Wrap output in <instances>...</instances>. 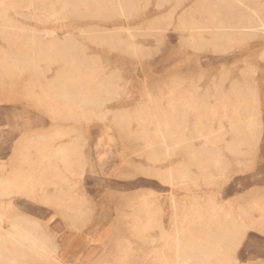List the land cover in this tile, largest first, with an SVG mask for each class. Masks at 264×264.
I'll return each mask as SVG.
<instances>
[{
    "label": "rangeland",
    "instance_id": "374dc122",
    "mask_svg": "<svg viewBox=\"0 0 264 264\" xmlns=\"http://www.w3.org/2000/svg\"><path fill=\"white\" fill-rule=\"evenodd\" d=\"M252 10L264 22V0H0V235L15 222L51 253L5 238L0 264H160L161 233L193 226L209 198L224 224L249 213L216 264H264V27ZM177 104L205 116L186 107L184 145L173 123L166 145L159 126ZM200 119L213 139L196 134ZM249 123L256 137L239 144ZM189 148L210 161H186ZM184 161L190 176L172 185L165 174ZM147 203L149 230L136 224Z\"/></svg>",
    "mask_w": 264,
    "mask_h": 264
},
{
    "label": "bare ground",
    "instance_id": "6f19581e",
    "mask_svg": "<svg viewBox=\"0 0 264 264\" xmlns=\"http://www.w3.org/2000/svg\"><path fill=\"white\" fill-rule=\"evenodd\" d=\"M252 12L258 18V21L260 22L261 26L264 27V22L260 21L261 17H260L259 12L257 10H252ZM208 28L212 29V30H216L217 32H223L226 30L236 29V27L225 26V25H217V26L215 25V26H211ZM204 30L206 31V29H204ZM51 45L54 46L55 42H52ZM186 107H188V108H192V107L194 108L195 107V110L197 108V106H194V105H186ZM186 107L180 106L179 104L171 105V109H170L169 114L164 116L165 118L161 120L162 124L159 126L158 133H159L160 137L163 139V142L167 143L163 131L165 130L168 132L169 123H173L174 125H176V127L179 130V131H177L176 136L174 137L175 144L176 145L183 144L186 141L185 140L186 134L184 132H181V130H182L181 127L184 126L185 123L183 121H181L180 119H178V116H177L178 114L185 116L186 112H187V111H185ZM197 110H198V108H197ZM243 110L247 111L248 109L246 108ZM198 111L200 112V110H198ZM214 114L215 113H212L210 116L213 117ZM204 116L205 115H202L200 112L199 117L201 118ZM195 128H196V132H197L196 134L204 136L207 140H211L214 138V135H213L214 133L212 131L211 126L210 125L203 126V120L202 119H200V121L196 124ZM238 131L240 132L239 133L240 138L236 139V142H238L239 144L250 143L251 140L256 137V133L254 131V127L252 126V123L248 124L247 130H245V131L244 130H241V131L238 130ZM66 153H68V152H66ZM187 154H188L189 159H191V160L197 159L198 160V158H197L198 154L196 153V151L194 149L189 148L187 150ZM171 175H172V172H171ZM30 186H31V188H34L35 184L31 182ZM151 206H152V204L150 205L149 203H147V205H146L144 211L141 213V216L139 217V219H136V224H138V223H139V225L142 224L146 230L152 229L153 227L158 225L157 212H154V210H152ZM175 208H176V206H175ZM2 221H3V217L0 216V224ZM179 235H180V232L177 229L175 230L174 236L164 233V236H165L164 237V248L161 249L157 253L159 260H160V264H202L203 260H205V258L208 257V253H207L209 251L208 247H201V248L197 247L196 248L195 246H189L186 250L181 243ZM191 236L194 237V234H191ZM0 237H3L0 239V256H2V251L4 250V246L6 244H8V242H5V238H13L14 240L21 241L23 245H25V246L28 245V247H30L29 249L31 250V252L33 254H35L36 256L41 257L43 259L44 258L47 259L49 257V255H51V253L47 249L43 248L42 245H40L38 242L35 241V237L32 236L30 232L25 231L22 228V226H20L19 224L15 223V222H13L11 224L10 229L6 233L1 234ZM218 237H219L218 238L219 239L218 244L220 247V252L218 253L219 256L225 257V256L231 255L232 254V252H231L232 248H229V246H230V244L232 246V243L229 240V238H232V237H228L226 233H221L220 235L218 234ZM226 240H228L229 242H226ZM14 251H15V257H14L13 261L18 260L20 253H23L22 250H20L18 248H14ZM127 260L128 259L126 257H124V259H122V261H121V264H127ZM56 264H64V263L58 258V260L56 259Z\"/></svg>",
    "mask_w": 264,
    "mask_h": 264
},
{
    "label": "crops",
    "instance_id": "0c3cea01",
    "mask_svg": "<svg viewBox=\"0 0 264 264\" xmlns=\"http://www.w3.org/2000/svg\"><path fill=\"white\" fill-rule=\"evenodd\" d=\"M163 133H164V131H163ZM165 139H166V137H165ZM163 143L167 145L168 141H167V143H165V142H163ZM184 143L178 144V146L184 145ZM185 150H186V147L184 148V151ZM194 150L198 154V156H197L198 160L197 159L191 160L188 157V160H186V161L193 162L194 165L201 164V162H203V161H205V162L210 161V158H211L210 154H207L205 152L202 155V154H200V151H198L196 149H194ZM186 161H184L182 164L179 163L178 165H176L178 167L177 169H176V167H174L172 169H169L166 172L165 175H168V180H169V177H170L171 172H172L171 182H173V185H174V182H177V185H179V186L184 184L186 182L188 176H190L189 172L187 170V166H189V164H187ZM174 199H175L174 197H172V199H171L172 205L176 206L175 205L176 199L175 200ZM208 200H209L207 202V205L209 208L208 214L201 212V211H196L195 213L190 214L191 215L190 217L188 215H186V217L190 218V224L192 223L193 226L192 225L188 226V227L184 226V227H181L182 228L181 230L179 228H177V230L180 232V235H179L180 240L182 239L181 238L182 234H184V235H186V233L188 234L187 240L189 242L187 244V248L189 246H195L196 248L197 247L198 248L208 247V249H209V251L207 252L208 257L205 258V260H203L202 264H216V261H218V260H216L215 258H217L218 252H217V249L215 247H217L218 243H219V239H218L219 237H218L217 231H219V230L226 231V232L227 231L228 232L229 231H235V233L231 234L232 238H229V240L231 241L233 246L237 247V241L244 235V233H242V230H244L248 226L244 223H245V221H247L249 219V216H248L249 213L247 210L241 209L240 214H241L242 223L240 224V226H235V227L233 225L230 226L228 223L224 224V223L218 221L219 216L217 214V206H218L217 200H215V199L213 200L211 198H209ZM156 203L158 204V202H156ZM191 204H193L194 206H197V201L193 202ZM204 205H206L205 202L203 203V206ZM185 207H187V206L185 205L184 208ZM203 209L207 210L206 208H203ZM159 214H160V207H159ZM181 214L182 213L180 211L178 215L180 216ZM263 215H264V210H263ZM261 223H264V216L261 219ZM164 233L165 232L161 233V238L163 240V247H164V237H165ZM174 233H175V231L170 233V235L174 236ZM191 234H194V237H192ZM199 240L203 241V242L199 244V242H197ZM226 242H229V241L226 240ZM181 243L184 246V248L186 249V242L181 241ZM229 256H231V257H229ZM229 256H225V257H221V258H228L229 259V258H232L234 256V254L229 255ZM235 262H237L239 264L236 256H235Z\"/></svg>",
    "mask_w": 264,
    "mask_h": 264
}]
</instances>
